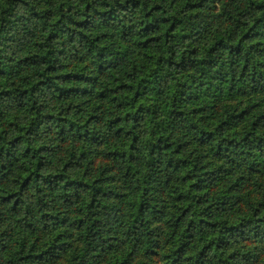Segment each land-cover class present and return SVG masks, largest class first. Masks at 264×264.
Masks as SVG:
<instances>
[{"label": "trees", "instance_id": "obj_1", "mask_svg": "<svg viewBox=\"0 0 264 264\" xmlns=\"http://www.w3.org/2000/svg\"><path fill=\"white\" fill-rule=\"evenodd\" d=\"M0 264H264V0H0Z\"/></svg>", "mask_w": 264, "mask_h": 264}]
</instances>
